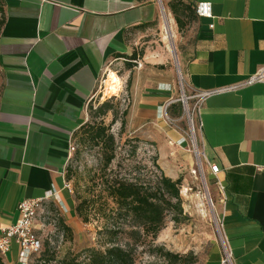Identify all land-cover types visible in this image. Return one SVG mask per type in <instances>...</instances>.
Instances as JSON below:
<instances>
[{"label": "crops", "instance_id": "crops-1", "mask_svg": "<svg viewBox=\"0 0 264 264\" xmlns=\"http://www.w3.org/2000/svg\"><path fill=\"white\" fill-rule=\"evenodd\" d=\"M182 1L194 9L178 56L182 84L224 89L205 97L194 116L221 224L219 245L196 264H220L221 241L234 264H264V81L241 84L264 65V0ZM197 1L211 3V17L196 14ZM157 10L155 0H0V229L15 221L21 199L46 193L35 228L51 224L57 204L72 226L69 145L89 119L88 105L116 91H107L109 71L127 82L126 132L153 150L163 173L175 179L195 161L188 142L177 144L187 129L174 67L138 51ZM20 256L12 243L1 257L21 264Z\"/></svg>", "mask_w": 264, "mask_h": 264}, {"label": "rangeland", "instance_id": "rangeland-1", "mask_svg": "<svg viewBox=\"0 0 264 264\" xmlns=\"http://www.w3.org/2000/svg\"><path fill=\"white\" fill-rule=\"evenodd\" d=\"M155 1L158 7L157 18L150 31L140 37L138 51L140 54H143L145 50H149L153 54L160 55L162 59L166 58L172 64L177 80V97H179L183 81L180 76L178 56L183 45V38L191 28L192 13L190 9L182 12V14L180 13V18L184 21V26L179 30L174 16L168 7V3L165 0ZM165 13H168L173 19V28L176 33L174 37L168 39L164 38V31L162 29V21ZM108 74V80L113 79L116 81L118 87L120 82L116 75H120H115L110 71ZM126 83L124 82L123 87ZM117 87L115 90H117ZM106 88L107 91H115L111 90L108 85ZM184 90L185 95L189 96L192 94V91H188L185 87ZM105 97V99H108L107 96ZM117 100L118 119L111 124L112 115L110 112L103 117V122L109 125V132L113 134L116 143L115 157L108 165L106 172L111 171L109 173L121 177V174L132 168L136 163L145 164L147 165V169L154 170L151 158L155 153L147 145L140 143L136 153L134 155L131 153L133 143L126 142V139L131 135L126 132V126L124 131L121 132L120 123L121 112L128 106V102L126 99L123 100L121 93ZM116 102L114 100V103ZM188 103L191 105L192 100L189 99ZM180 112L184 117L185 128L187 129L186 114L181 104ZM75 143V150L71 153L66 164V174L69 176L66 179V183L69 185L70 190L68 188L66 189L74 201V206L80 198L97 193L102 159L105 157V149H100L99 146H95L92 143L81 141L79 135L75 136ZM191 160L193 161V158ZM134 173L136 171L133 169L131 175ZM177 177H181L182 179L180 195L182 197V207L186 218L182 222L176 223L167 217L163 228L151 243H148V240H146L144 244L136 247L135 264H169L157 250L158 247L180 256L186 255V257H189L191 255L195 257L196 261L194 264H196L214 244L219 245L220 243L221 232L218 221L217 200L212 193L206 176L202 173L198 165H196L195 161H193L190 167L180 168ZM183 188L187 189L186 192L183 191ZM57 207L59 211H56L55 215L49 214V221L51 222L49 226L35 228L38 237L41 239L42 249L40 253L33 255L27 264H33L45 248L47 249L45 242H48L49 254H55L57 257L63 256L66 252H82L87 247L102 249L110 243L121 245V232L115 237L108 235L105 226H110L111 224L106 223L98 214L90 213L87 222H83L75 214V217L70 219V225H72L71 235L69 236L63 233L58 229L57 221L65 213V210L60 208L58 204ZM118 223L120 221H117Z\"/></svg>", "mask_w": 264, "mask_h": 264}, {"label": "trees", "instance_id": "trees-1", "mask_svg": "<svg viewBox=\"0 0 264 264\" xmlns=\"http://www.w3.org/2000/svg\"><path fill=\"white\" fill-rule=\"evenodd\" d=\"M167 3L178 29H182L184 21L180 18V13L189 9L192 13L194 9L182 0H170ZM2 20L1 15L0 25ZM114 100L118 101L117 98L110 97L97 105L89 104V119L72 136L74 145L75 136L79 135L81 141L105 149L97 193L79 197L74 210L83 222L89 220L90 213L101 216L106 223L111 224L105 226L108 235L115 237L121 232V245L110 243L102 249L87 247L82 252H66L57 257L55 254H49L48 242H45L47 249L45 248L33 264H135L136 247L144 244L146 240L151 243L163 228L167 217L176 223L186 218L180 195L182 179L166 176L156 162V155L151 158L154 170L147 169L145 164L136 163L121 174V177L109 173L111 171L106 172L115 157L116 143L113 134L109 132V125L104 124L103 117L110 112L111 124L118 119V102L114 103ZM127 107L121 112V132L125 129ZM126 142L133 143L131 153L134 155L141 141L136 136H130ZM133 169L136 173L131 175ZM66 173L67 165L65 178L68 179ZM117 221L120 223L117 224ZM57 222L58 229L70 236L71 227L61 218H58ZM157 250L169 264H194L196 261L191 255L180 256L161 247ZM33 255L35 254L30 255L28 261ZM0 264H4L1 256Z\"/></svg>", "mask_w": 264, "mask_h": 264}, {"label": "built area", "instance_id": "built-area-1", "mask_svg": "<svg viewBox=\"0 0 264 264\" xmlns=\"http://www.w3.org/2000/svg\"><path fill=\"white\" fill-rule=\"evenodd\" d=\"M195 12L199 17H211V3L209 1H197L195 3ZM137 66L139 63L137 62ZM116 74V72H114ZM107 77V73L102 78L104 81ZM264 81V65L260 66L254 73H252L245 81L241 84H252L255 82ZM123 83H119L117 90L108 95V98H118L120 93H123ZM224 89H213L208 91H192V94L187 96L184 93V86L181 84L180 96L175 101L180 102L183 110L186 114L187 119V131L186 136L181 137L177 144H182L185 141L188 142V150H190L195 158V163L198 165L202 173L203 170V157L204 153L199 148L197 142V129L198 126L195 122V113L198 111L199 106L203 99L208 95L221 91ZM192 100V104L189 105L188 100ZM75 150V145L71 143L69 145L70 154ZM209 170L212 173L218 171V165L211 162H206ZM65 188H69V185L65 183ZM50 193H46L43 196L23 198L17 203V218L15 221L0 229V256L5 255L10 251L12 243H15L20 249L21 264H27L30 255L39 253L42 247L41 239L38 237L35 231V220L38 213L41 211L44 202L49 198ZM219 221V220H218ZM221 224L219 223V227ZM220 264H234L233 257L230 248L227 246L225 241H221V257Z\"/></svg>", "mask_w": 264, "mask_h": 264}, {"label": "bare ground", "instance_id": "bare-ground-1", "mask_svg": "<svg viewBox=\"0 0 264 264\" xmlns=\"http://www.w3.org/2000/svg\"><path fill=\"white\" fill-rule=\"evenodd\" d=\"M162 29L164 31L165 39L172 38L176 35L175 30L173 28V19L171 18V16H169L168 13H165V15L163 16ZM106 85H108L111 90H115V88L117 87L116 81H114L113 79H109L108 81H106ZM186 190V188H183L184 192H186Z\"/></svg>", "mask_w": 264, "mask_h": 264}]
</instances>
